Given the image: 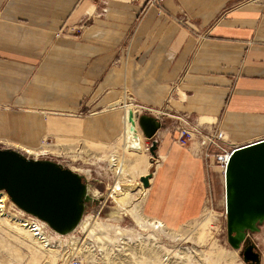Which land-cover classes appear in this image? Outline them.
Segmentation results:
<instances>
[{
  "label": "crops",
  "instance_id": "0c3cea01",
  "mask_svg": "<svg viewBox=\"0 0 264 264\" xmlns=\"http://www.w3.org/2000/svg\"><path fill=\"white\" fill-rule=\"evenodd\" d=\"M143 7L0 0V138L31 148L46 137L112 145L127 109L166 105L217 122L235 144L263 139L264 0ZM173 128L163 119L155 135L160 163L142 206L166 228L202 213L217 171L173 143Z\"/></svg>",
  "mask_w": 264,
  "mask_h": 264
},
{
  "label": "rangeland",
  "instance_id": "374dc122",
  "mask_svg": "<svg viewBox=\"0 0 264 264\" xmlns=\"http://www.w3.org/2000/svg\"><path fill=\"white\" fill-rule=\"evenodd\" d=\"M165 106L159 109L174 113ZM124 107L132 108L129 102ZM130 111L133 113L128 109L125 113L126 127L133 133ZM131 133L123 132L121 139L112 145L46 137L34 148L13 146L0 138V148L26 150L30 156L42 154L38 160L54 161L83 175L91 194L99 201L89 206L72 234L59 236L45 224L42 226L41 221L17 210L6 194L0 192V264H68L71 257H78L79 264H244L239 252L226 240L224 185L218 168L205 207L196 219L166 228L145 217L142 206L147 188L143 193L139 191L144 189L139 179L151 174L160 162L156 151L155 157L150 154L152 140L145 139L141 131H135L134 136ZM186 150L198 159L191 150ZM111 159L122 166L125 177L116 179L113 170L117 164H112ZM117 180L121 191L112 195L111 188ZM3 220L14 224L24 220L43 229L47 247L17 235ZM258 227L259 233L251 234V238L260 249L259 264H264V221Z\"/></svg>",
  "mask_w": 264,
  "mask_h": 264
},
{
  "label": "water",
  "instance_id": "95a60500",
  "mask_svg": "<svg viewBox=\"0 0 264 264\" xmlns=\"http://www.w3.org/2000/svg\"><path fill=\"white\" fill-rule=\"evenodd\" d=\"M136 124L155 157L153 140L160 129L157 118L135 116ZM151 174L140 177L144 189ZM0 192L20 212L43 222L53 233L67 236L79 226L91 205L98 199L91 194L86 178L71 169L49 160L27 158L19 151L0 148ZM224 211L226 240L238 251L244 264H259L260 255L251 234L259 232L264 221V139L235 150L228 161L224 178Z\"/></svg>",
  "mask_w": 264,
  "mask_h": 264
},
{
  "label": "built area",
  "instance_id": "2783aa9c",
  "mask_svg": "<svg viewBox=\"0 0 264 264\" xmlns=\"http://www.w3.org/2000/svg\"><path fill=\"white\" fill-rule=\"evenodd\" d=\"M96 3L97 1L105 0H89ZM136 1V0H129ZM163 0H144L143 8L154 7L162 12ZM179 23L186 25L185 19H179ZM130 104V103H129ZM133 108L132 104H130ZM130 108V109H132ZM135 116L151 115L162 123V120L167 118L174 122L173 131L175 136L171 137L173 143L191 150L193 155L200 159L207 168L216 167L219 169L218 175L222 174L225 178L226 167L232 153L245 146L231 143L225 131H223L217 122L201 121L192 118L185 113H169L168 110L151 108V107H136L133 110ZM127 118L125 117V121ZM264 139V138H263ZM20 152V151H19ZM27 158L38 160L42 154L35 156L27 155V151H21ZM78 257H71L68 264H79Z\"/></svg>",
  "mask_w": 264,
  "mask_h": 264
},
{
  "label": "bare ground",
  "instance_id": "6f19581e",
  "mask_svg": "<svg viewBox=\"0 0 264 264\" xmlns=\"http://www.w3.org/2000/svg\"><path fill=\"white\" fill-rule=\"evenodd\" d=\"M126 121H125V127H124V132H127V133H131L128 131L127 127H126ZM135 129L133 128V133H131L132 136H134V131ZM257 142V141H256ZM254 143V142H252ZM248 144H251V143H248ZM246 144V145H248ZM240 149V148H239ZM35 160V159H34ZM117 161V160H116ZM112 164L113 163H116L114 162L113 159H111L110 161ZM117 165L115 166L113 172L114 174L116 175V179H119L121 177H125V175L122 173V166L118 165V163H116ZM113 167V166H111ZM127 175V174H126ZM222 181H223V185H224V178L222 176ZM224 189V187H223ZM145 189H140L139 191H141L142 193L144 192ZM121 191V187H120V182L117 180L115 181L114 183V186L111 188V194H117L118 192ZM223 202H224V193H223ZM122 209V208H120ZM83 219V218H82ZM5 222H7L10 227H12V230L17 234V235H20V236H23V237H26L27 239H30V241H32L33 243L39 245L40 247H47L48 245V240L45 238L44 236V233H43V229L41 228H38L37 226H35L34 224H28L27 222H24V220L22 221H19V222H22L20 224H14V223H9L7 220H3ZM15 221V222H17ZM37 221V220H36ZM39 221V220H38ZM82 221V220H81ZM37 223V222H36ZM81 223V222H80ZM40 224L43 226L44 223L43 222H40ZM80 225V224H79ZM156 225H158L159 227H162V225L160 223H156ZM45 226V225H44ZM78 228V227H77ZM76 228V229H77ZM48 230V229H47ZM118 234H120V231L119 229H115ZM72 234V233H71ZM264 259V258H263Z\"/></svg>",
  "mask_w": 264,
  "mask_h": 264
},
{
  "label": "flooded vegetation",
  "instance_id": "af4514ba",
  "mask_svg": "<svg viewBox=\"0 0 264 264\" xmlns=\"http://www.w3.org/2000/svg\"><path fill=\"white\" fill-rule=\"evenodd\" d=\"M257 252L259 253V255H260V249L257 247ZM260 257V256H259ZM240 259V258H239ZM241 260V259H240Z\"/></svg>",
  "mask_w": 264,
  "mask_h": 264
}]
</instances>
